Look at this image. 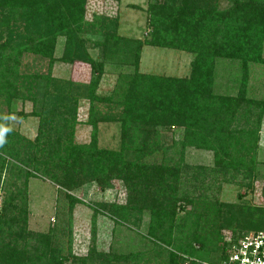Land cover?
I'll return each instance as SVG.
<instances>
[{"label":"trees","instance_id":"16d2710c","mask_svg":"<svg viewBox=\"0 0 264 264\" xmlns=\"http://www.w3.org/2000/svg\"><path fill=\"white\" fill-rule=\"evenodd\" d=\"M232 1L230 9L217 11L216 0H154L147 8L150 32L144 39L119 36L118 18L102 17L97 27L103 40L94 43L100 47L101 58L93 59L85 46L86 40L80 35L86 27L94 26L84 19L85 0H0L9 10L0 24L6 27L8 35L17 34L19 26H24L25 31L31 28L43 31L45 37L39 33L40 39L33 50L48 59L45 72L23 74L19 81L20 76L11 77L17 67L9 64L10 56L2 55L0 95L7 104L14 98L32 101L37 108L33 114L39 116V132L34 141L22 142L18 133L9 128L8 119L0 117V130L10 129L5 136L6 142L0 145V172L7 167L27 178L32 175L28 168H33L69 189L88 181L97 182L101 189L110 187L112 180L123 181L128 189L129 204L116 206L118 210L111 211L114 205L104 207L124 221L133 214L131 211L149 212L148 234L174 247V251H167L160 264H179L175 251L209 261L215 253L217 262L224 258L226 251L221 230H263L264 207L246 202L226 204L216 201L211 207L212 212L205 210L207 215L203 223L206 222L209 229L206 236L196 232L197 222L186 220L190 226L186 228L185 236L190 241L179 240L175 232L182 233L183 226L175 224L176 204L188 202L185 193L180 196L177 192L181 184L179 164L146 161L160 150L166 156L170 148L162 144L158 128L170 130L180 126L184 128V134L172 142L171 148L181 161L185 146L195 145L215 150L216 169L211 172L230 173L234 177L242 175L244 179L254 176L253 157L258 131L249 127H231V120L243 104L247 111L251 105L264 111V100L251 101L245 96L248 63L264 62L260 56L264 0ZM17 9L20 11L13 17ZM58 35L66 38L61 61H83L91 67L92 77L84 86V94L80 93L82 90L78 91L80 86L74 82L51 76ZM143 46L194 53L190 75L172 77L141 73L138 65ZM115 53L131 58L129 63L134 69L127 75L126 86L115 90L118 96L115 105L119 111L114 110L100 120L120 123L121 147L119 150L100 148L95 134L89 143L77 144L73 142L77 102L79 98H86L93 109L96 102L111 98L97 95L96 89L103 73L104 59ZM218 56L240 58L242 62L243 82L237 96L223 97L211 93L214 61ZM41 88V97H38ZM225 113L230 115V120L223 118ZM23 116L19 113L18 118ZM90 117L95 128L97 119ZM4 155L19 164L11 163ZM248 155L250 163L245 162ZM198 168L207 171L203 166ZM223 181L229 180L223 178ZM251 183L250 180L246 184L250 187ZM19 194L20 191H16L9 197L8 204L5 200L2 204L4 208L8 205L20 212L7 218L0 215V264H66L71 258V264H119L121 259L127 263L137 255H108L91 247L86 255L71 257L69 247L64 253L55 229L45 233L26 231V206L20 208L14 203ZM205 207L210 209L208 204ZM222 242L224 248L219 250Z\"/></svg>","mask_w":264,"mask_h":264},{"label":"rangeland","instance_id":"374dc122","mask_svg":"<svg viewBox=\"0 0 264 264\" xmlns=\"http://www.w3.org/2000/svg\"><path fill=\"white\" fill-rule=\"evenodd\" d=\"M153 1L85 0L84 19L94 23V26L86 27L85 31L80 34L86 40L85 46L88 54L93 59L101 58L100 47L94 43L103 40L99 27H97L102 17L118 18L117 34L121 37L136 39L149 37L150 27L147 23V8ZM216 5L217 11H225L232 7L233 1L216 0ZM8 11V7L4 3H0V24L7 17ZM19 11L17 9L13 17ZM17 31V34L8 35L6 27L0 25V46L3 45V48L0 47V60L2 55L3 57L10 56L9 64L17 67L11 77L16 79V76H20V81L23 79V74L45 72L48 59L33 50L34 44L40 39V37L38 38L39 33H43V37H45L43 31H34L33 28L30 31H25L24 26H19ZM35 36L37 38L33 39ZM65 41L66 38L62 35H58L55 39L53 57L56 60L51 68V76L59 80L74 82L80 86L78 91L82 90L80 93L84 94V86L90 82L92 77L91 67L83 61H61ZM20 50L22 52L19 55ZM260 56L264 60V34L261 41ZM194 59V53L184 50L143 46L138 70L147 74L188 77ZM130 61L132 59H128L123 53H115L104 59L103 73L100 76L96 94L111 98L96 102L93 105L94 108L90 109L88 99L80 96L82 98H79L77 102L73 142L77 144L89 143L95 134L100 148L120 149V123L116 120L103 121L100 119L110 115L114 110L119 111L115 105L118 100L115 90L126 86L127 75L132 73L134 69ZM2 65L4 64H0V68H3ZM212 76L211 93L213 95L237 96L243 82L240 58L218 56L214 61ZM38 91V97H41L42 88ZM74 92L77 93V89ZM245 96L251 101L260 102L264 100V62L248 63ZM238 110V113L231 120V127L253 128L258 131L257 135L259 136L255 157H253L255 174L247 179L242 178V175L234 177L230 173L211 172V169H216L215 150L212 149L188 144L184 148L181 161L175 149L171 148V144L173 141L181 139L184 128L180 126L171 127L170 130H166L164 127L158 128L162 134V144H166L170 148L167 149L166 156H163L160 150L153 156L147 157L146 161L179 164L181 184L177 192L180 196L185 193L188 199L187 203L176 204L175 224L177 227L183 226L182 233L175 232L179 240L190 241L185 236L186 228L190 226V224L185 223L186 220L197 222L199 225L195 226L196 232H201L202 236H206L205 234L209 229L206 222L203 223L207 215L205 210L212 212L211 207L215 206L216 201L226 204L246 202L253 206L264 207V111L261 112L259 107L253 105L249 106L247 111L245 104ZM35 111L37 108L28 99L14 98L10 104H7L4 97L0 95V117L8 119L9 128L18 133L22 142L34 141L38 135L39 116L33 114ZM19 113L24 115L21 119L18 118ZM90 116L97 119L95 128L89 121ZM223 118L230 120V115L225 113ZM250 155L245 156L246 163H250ZM4 157L13 164H19L6 155ZM200 166L205 167L207 171H199L198 167ZM28 170L32 175L27 178L19 176L15 169L8 170L7 167H4L0 172V215L7 218L20 212L8 205H6L7 208L2 206L4 200L8 204L9 197L16 191H20L19 197L14 203H18L20 208L23 205L26 206V231L45 233L55 229L56 237L64 253H67L66 249L69 247L71 257L86 255L92 247L108 255L137 254L133 260L130 259L127 263L121 259L119 264H128V262L130 264H160L167 256V251H174L173 246H168L148 234L150 222L148 211L144 210L141 213L131 211L133 214L126 221L110 212L113 209L118 210L116 206L129 204L128 189H126V184L123 181L112 180L111 186L103 189L97 182L88 181L69 189L33 168H28ZM223 178L229 181H223ZM250 180L252 183L249 187L246 183H249ZM207 204L210 209L205 207ZM104 205L114 206L109 211ZM203 205L204 209L201 210ZM210 216L212 217V215ZM221 231L223 241L226 242L225 248H227L232 240L253 230L225 229ZM221 248H224L223 242L219 243V250ZM175 253L179 257V264H190L191 262L204 264L205 262L216 261L215 253L210 257V261L199 259L195 255L182 251H175ZM70 261L66 264H71Z\"/></svg>","mask_w":264,"mask_h":264},{"label":"built area","instance_id":"2783aa9c","mask_svg":"<svg viewBox=\"0 0 264 264\" xmlns=\"http://www.w3.org/2000/svg\"><path fill=\"white\" fill-rule=\"evenodd\" d=\"M204 264H264V229L237 237L227 246L223 259Z\"/></svg>","mask_w":264,"mask_h":264},{"label":"clouds","instance_id":"9594fccd","mask_svg":"<svg viewBox=\"0 0 264 264\" xmlns=\"http://www.w3.org/2000/svg\"><path fill=\"white\" fill-rule=\"evenodd\" d=\"M8 131H10V129L0 130V145H3L6 142L5 141V136H6Z\"/></svg>","mask_w":264,"mask_h":264}]
</instances>
